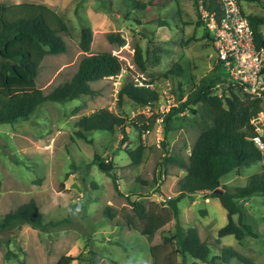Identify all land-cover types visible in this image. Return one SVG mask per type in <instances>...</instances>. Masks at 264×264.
Returning <instances> with one entry per match:
<instances>
[{
  "label": "rangeland",
  "instance_id": "1",
  "mask_svg": "<svg viewBox=\"0 0 264 264\" xmlns=\"http://www.w3.org/2000/svg\"><path fill=\"white\" fill-rule=\"evenodd\" d=\"M124 1L0 0L6 4L46 5L68 23L69 31L62 34L67 51L46 56L38 72L36 83L45 93L70 81L86 54L107 51L124 63L118 76L92 83L95 95L66 102L45 101L28 120L0 125V224L7 213L31 199L44 215L43 226L15 221L0 227V264H56L64 255L75 258L71 264H153L152 245H156L157 264H207L178 254L174 243L166 240L176 232L177 222L185 229L198 228L211 248V257L224 247H233L256 264H264L261 194L242 202L244 222L251 225L254 235L241 243L233 235L219 238L218 230L228 223L227 210L218 198L208 199L203 193L182 198L178 219L172 215L152 240L140 233L147 221L139 219L133 203L142 202L149 212L169 213L168 201L178 195V181L186 174L177 165H163V142L167 141L168 151L176 150L188 161L200 130L198 123L203 120L186 111L175 119L182 127L170 131L168 140H164L163 118L143 128L149 123L150 109L128 97L119 102L118 93L128 79L156 88L161 93L159 107L172 104V109L178 106L177 83L163 74L176 63L190 70L191 75L185 78L189 87L191 77L198 83L216 77L218 72L213 41L205 37L206 28L200 23L198 0H172L164 8L150 4L151 0H138L148 3L144 12L139 10L141 13H130L133 9ZM242 9L246 14L264 16V0L243 2ZM84 26L93 32L88 53L80 48ZM111 34L119 35L125 43L109 39ZM137 47L146 53V72L135 63ZM260 100V111H264V98ZM100 109L125 119V143L120 128L88 132L84 138L76 134L77 121ZM140 144L146 147L145 156L139 165H133L127 149ZM96 154L112 161L116 179L100 170L94 160ZM261 170V163L254 162L222 180L231 179L226 182L230 188L244 186L250 175ZM108 206L116 214L113 220L103 214ZM127 220L133 221L138 230L129 228ZM228 264L242 263L233 258Z\"/></svg>",
  "mask_w": 264,
  "mask_h": 264
},
{
  "label": "trees",
  "instance_id": "2",
  "mask_svg": "<svg viewBox=\"0 0 264 264\" xmlns=\"http://www.w3.org/2000/svg\"><path fill=\"white\" fill-rule=\"evenodd\" d=\"M151 1L150 4L164 8L172 0ZM237 1L242 9L243 2L259 0ZM124 2L132 7L133 10L130 13L135 10L144 12L148 6V3L138 0ZM205 5L210 11L216 10L218 14L223 13V0H205ZM242 12L245 13L243 9ZM247 16L254 30L256 42L261 44L264 16L256 14H247ZM200 23L204 26L201 19ZM68 31L69 26L66 20L46 5L29 2L18 4L0 2V125L13 124L20 119L28 120L45 101L66 102L83 95H95L96 91L92 83L110 79L122 73L124 63L117 55L107 51L86 54L70 81L45 93L37 86L38 72L46 56L67 51V43L62 34ZM205 37L212 40L207 28ZM109 39L118 40L121 44L125 43L119 35L111 34ZM92 40L91 27L84 26L80 35V48L83 52H90ZM134 60L143 72L147 71V56L142 47L135 49ZM216 68L218 72L216 77H206L198 83L191 77L190 87L185 82V78L188 79V75H191L190 70H186L179 62L164 73L163 77L175 81L178 87L176 92L178 106L165 114L156 112L159 108L161 93L154 87L137 85L126 79L118 93L119 102L124 97H128L138 105L150 109L152 114L149 117V123L143 128L148 129L159 118H163L164 140H168L170 131L182 127L176 123L175 119L184 115L186 111L191 113L192 117L200 116L203 120L198 123L200 130L196 142L191 147L188 161L183 159L176 150L168 151L167 141L163 142L166 148L163 165L174 164L186 170L185 176L178 181V195L168 201L169 213L149 212L142 202L133 203L139 219L147 221L145 229L140 233L150 240L171 220L172 215L178 219L179 202L193 193H203L208 199L218 198L227 210L228 223L218 230L219 238L233 235L241 243L248 235H254L251 225L244 222L242 202L255 194L264 196V155L258 147L257 133L251 125V117L263 107L260 99L254 100L236 89L233 83L228 81L224 70L220 71L223 67L217 62ZM76 126L79 128L76 134L82 138L88 132H112L116 128L124 132L122 144L127 138L125 119L108 109H100L81 117ZM181 142L182 140L179 143ZM180 148L182 147L178 150ZM145 151L146 147L143 144L136 149H127L133 165H139L143 161ZM94 160L101 171L116 179L112 161L97 154ZM254 162H260L262 170L250 175L246 185L230 188L222 183L223 177L227 174ZM103 214L111 220L116 217L110 206L104 209ZM235 216H238L237 220ZM15 221L32 222L36 226H43L44 215L37 202L31 199L15 211L7 213L0 227L6 228ZM125 224L131 229L138 230L133 221L127 220ZM165 238L174 243L178 254L184 257L190 255L203 263L228 264L231 259L237 258L242 264H256L233 247H224L221 253L211 257V248L207 241L202 240L197 227L191 226L185 229L177 222L176 232ZM151 252L154 258L153 264H157L156 245L151 246ZM74 260V257L64 255L56 264H71Z\"/></svg>",
  "mask_w": 264,
  "mask_h": 264
},
{
  "label": "built area",
  "instance_id": "3",
  "mask_svg": "<svg viewBox=\"0 0 264 264\" xmlns=\"http://www.w3.org/2000/svg\"><path fill=\"white\" fill-rule=\"evenodd\" d=\"M198 12L210 37L213 34L216 62L223 67L228 81L253 99L264 98V28L263 42L258 44L250 20L237 0H223L222 14L207 9L205 0H198ZM172 106L160 105L158 112L165 114ZM251 125L264 155V111L251 117Z\"/></svg>",
  "mask_w": 264,
  "mask_h": 264
},
{
  "label": "crops",
  "instance_id": "4",
  "mask_svg": "<svg viewBox=\"0 0 264 264\" xmlns=\"http://www.w3.org/2000/svg\"><path fill=\"white\" fill-rule=\"evenodd\" d=\"M235 173H238V171L235 170ZM235 173H234V174H235ZM229 180H231V179H227V181H229ZM227 181H222V183L226 184ZM227 185H228V184H227ZM205 202H207V201H205Z\"/></svg>",
  "mask_w": 264,
  "mask_h": 264
},
{
  "label": "water",
  "instance_id": "5",
  "mask_svg": "<svg viewBox=\"0 0 264 264\" xmlns=\"http://www.w3.org/2000/svg\"><path fill=\"white\" fill-rule=\"evenodd\" d=\"M217 192L219 191V190H216Z\"/></svg>",
  "mask_w": 264,
  "mask_h": 264
}]
</instances>
